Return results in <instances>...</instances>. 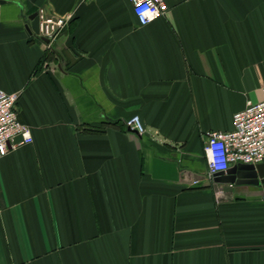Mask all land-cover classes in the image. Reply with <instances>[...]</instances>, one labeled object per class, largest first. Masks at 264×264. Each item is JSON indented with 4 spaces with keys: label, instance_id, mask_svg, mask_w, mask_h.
Segmentation results:
<instances>
[{
    "label": "crops",
    "instance_id": "crops-1",
    "mask_svg": "<svg viewBox=\"0 0 264 264\" xmlns=\"http://www.w3.org/2000/svg\"><path fill=\"white\" fill-rule=\"evenodd\" d=\"M166 2L0 1L33 136L0 158V264H264V190L209 178L204 136L264 99V0ZM40 8L68 18L50 45Z\"/></svg>",
    "mask_w": 264,
    "mask_h": 264
},
{
    "label": "built area",
    "instance_id": "built-area-1",
    "mask_svg": "<svg viewBox=\"0 0 264 264\" xmlns=\"http://www.w3.org/2000/svg\"><path fill=\"white\" fill-rule=\"evenodd\" d=\"M133 11L141 25L165 16L169 11L166 0H130ZM39 35L47 44L57 38L68 23L66 16L49 13L45 8L37 11ZM264 90V89H263ZM19 93H8L0 88V158L20 145L31 143L33 136L29 125L18 118ZM127 129L143 135L146 128L139 115L126 120ZM229 131L207 130L205 152L209 178L217 172L227 171L238 163H264V99L248 101L246 107L233 117ZM20 137V140H17ZM195 180L194 183H198ZM233 185V183H230Z\"/></svg>",
    "mask_w": 264,
    "mask_h": 264
},
{
    "label": "water",
    "instance_id": "water-1",
    "mask_svg": "<svg viewBox=\"0 0 264 264\" xmlns=\"http://www.w3.org/2000/svg\"><path fill=\"white\" fill-rule=\"evenodd\" d=\"M3 2L4 0H0ZM217 183H253L264 190V163L246 164L238 163L230 167L227 171H220L214 175Z\"/></svg>",
    "mask_w": 264,
    "mask_h": 264
}]
</instances>
